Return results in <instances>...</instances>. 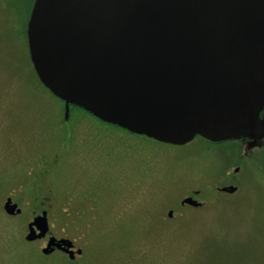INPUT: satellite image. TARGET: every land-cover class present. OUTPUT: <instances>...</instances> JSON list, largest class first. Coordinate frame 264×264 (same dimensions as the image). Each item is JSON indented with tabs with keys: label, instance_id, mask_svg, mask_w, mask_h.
<instances>
[{
	"label": "rangeland",
	"instance_id": "374dc122",
	"mask_svg": "<svg viewBox=\"0 0 264 264\" xmlns=\"http://www.w3.org/2000/svg\"><path fill=\"white\" fill-rule=\"evenodd\" d=\"M32 1L0 0V264L62 260L24 239L41 201L91 264H264V147L240 163L230 150L251 147L164 144L71 107L65 121L29 58ZM188 196L200 207L182 205Z\"/></svg>",
	"mask_w": 264,
	"mask_h": 264
},
{
	"label": "water",
	"instance_id": "95a60500",
	"mask_svg": "<svg viewBox=\"0 0 264 264\" xmlns=\"http://www.w3.org/2000/svg\"><path fill=\"white\" fill-rule=\"evenodd\" d=\"M25 33L65 121L75 106L164 144L264 138V0H33Z\"/></svg>",
	"mask_w": 264,
	"mask_h": 264
},
{
	"label": "flooded vegetation",
	"instance_id": "af4514ba",
	"mask_svg": "<svg viewBox=\"0 0 264 264\" xmlns=\"http://www.w3.org/2000/svg\"><path fill=\"white\" fill-rule=\"evenodd\" d=\"M204 140L207 141L208 144L212 146H216V147H220L223 144H232L235 146L238 145V146H242L246 148L251 147L250 150H246V152H243L242 154H239L240 148L239 149L235 148V149L230 150V154H233V156H231L230 158L236 161L239 159L241 160L240 163L244 160V158H247V156H250V153L254 151L255 149L264 147V138L263 140L259 142V145L253 144L250 138H241L237 140H225V141H220V142H210L206 139ZM230 176L231 175H228V174L226 175L228 179ZM191 197L194 198V196H191ZM7 198H10L11 203L16 204V209H19L20 211V212H16V209H15L13 214H8V213L7 214L11 215L12 217L19 215L21 213V209L19 208V203L17 201H14L12 197L8 196L6 197V200ZM41 204H42V201L39 204L35 202L36 207H34L31 210V214L28 215V218H27L28 221L26 220L27 221L26 222V232L24 234V239L26 240V242L38 243L40 245L39 254L44 258H50L53 255H60L62 257V260H59L56 264H91L92 262L89 259V257H87L86 251L83 245H80L76 239H72V238L67 237L64 234H57V232L52 231L51 219H50V212L52 210L49 208L40 207ZM197 207H200V206H197ZM63 214L66 216L68 212H64ZM42 215L45 216L46 227H47L44 233H41L40 229L36 225H33L30 227V224L34 221V219ZM54 215L59 216V217L63 216L57 213H54ZM30 229L33 230L34 233L32 234L33 238L31 240H28L26 239V235L29 233ZM50 241H52V244H49ZM44 250H46L47 252H44Z\"/></svg>",
	"mask_w": 264,
	"mask_h": 264
},
{
	"label": "trees",
	"instance_id": "16d2710c",
	"mask_svg": "<svg viewBox=\"0 0 264 264\" xmlns=\"http://www.w3.org/2000/svg\"><path fill=\"white\" fill-rule=\"evenodd\" d=\"M31 4V3H30ZM30 7V6H29ZM71 108H77V109H80V108H78V107H75V106H71ZM80 110H82V109H80ZM83 112H85L84 110H82ZM85 113H87V112H85ZM88 114V113H87ZM111 125V124H110ZM113 126H115V125H113ZM115 127H117V126H115ZM119 128V127H118Z\"/></svg>",
	"mask_w": 264,
	"mask_h": 264
}]
</instances>
